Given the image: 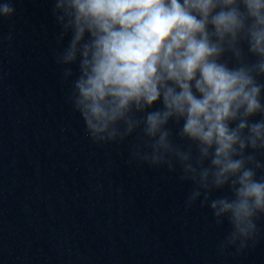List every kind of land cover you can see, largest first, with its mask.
I'll return each mask as SVG.
<instances>
[{"label": "clouds", "instance_id": "1", "mask_svg": "<svg viewBox=\"0 0 264 264\" xmlns=\"http://www.w3.org/2000/svg\"><path fill=\"white\" fill-rule=\"evenodd\" d=\"M15 11L0 3V19ZM51 12L55 61L72 78L68 100L90 141L135 133L129 163L179 169L192 184L185 207L199 201L217 224L228 221L221 252L255 242L264 217V0H53Z\"/></svg>", "mask_w": 264, "mask_h": 264}, {"label": "water", "instance_id": "2", "mask_svg": "<svg viewBox=\"0 0 264 264\" xmlns=\"http://www.w3.org/2000/svg\"><path fill=\"white\" fill-rule=\"evenodd\" d=\"M10 2L15 13L0 19V264H264V217L255 242L221 252L230 224L199 201L185 207L192 184L179 169L129 163L135 133L90 141L55 61L53 0Z\"/></svg>", "mask_w": 264, "mask_h": 264}]
</instances>
